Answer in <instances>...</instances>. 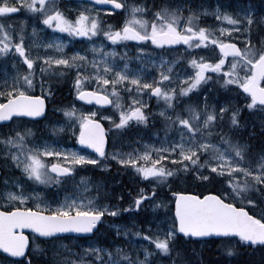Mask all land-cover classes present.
I'll return each instance as SVG.
<instances>
[{"label": "snow or ice", "instance_id": "obj_1", "mask_svg": "<svg viewBox=\"0 0 264 264\" xmlns=\"http://www.w3.org/2000/svg\"><path fill=\"white\" fill-rule=\"evenodd\" d=\"M22 12L25 18L17 22L14 16ZM106 13L121 19L109 23ZM207 14L217 26L201 25L200 16ZM258 24L264 26V16L254 17L251 6L233 15L220 4L195 10L188 0H0L2 253L20 258L13 264H35L49 252L51 264H93L85 255L95 264H156L161 256L168 264H178V258L187 264L182 243L197 238L219 240L218 249L229 258L240 254L238 245L264 249V32ZM45 29L83 38L87 47L67 53L68 40L39 39ZM106 41L113 46L106 48ZM129 42H136L132 48L141 67L117 63V57L130 59ZM165 52L175 54L169 59ZM148 65L155 66V74L146 72ZM64 80H70L78 101L115 110L98 115L74 102L55 109L64 119L50 124L49 131L74 138L81 150L38 137L27 126L46 119ZM212 89L223 91L214 97ZM145 96L164 106L153 112ZM158 118L164 130L159 147L143 141H135L142 150L115 147ZM101 120L109 122L107 129ZM109 137L111 151L106 150ZM110 160L150 187L129 190L130 201L122 206L124 197L116 195L111 202L106 185L87 176L77 180L81 167L107 170ZM10 168L19 169L20 176L8 175ZM189 177L193 189L172 191ZM62 182L74 191L49 196V186ZM163 188L171 194L158 199ZM143 212L152 214L143 229L109 222L123 213ZM106 230L116 237H142L153 247L115 240L110 242L114 247L97 240L84 247ZM65 240L76 241L81 253ZM76 255L80 258H69Z\"/></svg>", "mask_w": 264, "mask_h": 264}, {"label": "rangeland", "instance_id": "obj_2", "mask_svg": "<svg viewBox=\"0 0 264 264\" xmlns=\"http://www.w3.org/2000/svg\"><path fill=\"white\" fill-rule=\"evenodd\" d=\"M188 3L189 5L195 9V10H198V6L199 5H204L205 7H208L210 10L212 8H214L217 4H220L222 6H226V10L229 12V13H232L233 15H235L236 11L238 10H242L244 8H247L248 6H251V8L253 9V15L254 17H260V16H264V3H252V2H244V1H239V0H188ZM185 15H187V12L185 11L184 13ZM114 15V13H106L105 14V17L107 19V21L109 23H117L118 21H115L112 16ZM25 18V13H20V14H16L14 16V19L17 20V22L19 21V19H23ZM199 22L201 23V25H212V26H217L218 22L216 21L215 17L211 14H207V15H201L200 16V19H199ZM225 26L228 25V22L225 21L223 22ZM29 24H31V21H29ZM39 27V25H37ZM257 26H261L264 28V26L262 25H257ZM28 32L31 31V28L29 27L27 29ZM39 36V39L43 42H49V41H52L53 39L55 38H60V39H65V40H68L69 43L67 45V47L65 48V51L67 53H72L73 51H76V50H81L82 48H86L87 47V44H84L82 43L83 41V38H70L67 36L66 33H59V32H56V33H53L52 30L50 29H45L44 31L40 32L38 34ZM136 42H129V49H128V52H127V55L130 59H128L127 61H124L122 57H117L116 60H117V63L120 64L122 66V64L124 62H127L129 63V66L130 68L132 69H135V68H138V67H141V62L140 61H137L134 56H135V49L132 48V44H134ZM112 43L110 41H106V48L107 47H112ZM154 48V46H153ZM41 51H44L43 49H41ZM49 53L51 54L54 50H48ZM117 51L118 52H123L124 49L122 47H117ZM179 51L183 52V48H180ZM164 55L168 56L169 59L172 58V55L175 54V52L172 53V55H169V53L165 52L163 53ZM89 56H91V53H89ZM157 60L159 59V55H156L155 57ZM8 70L11 71V66L9 65L8 66ZM157 71V69L155 68L154 65H148L146 67V72L148 74H155V72ZM62 82H70V80H64ZM235 87V86H233ZM214 89L211 90V92H213ZM123 96H124V102L127 103L128 100H127V95L126 93L122 92L121 93ZM145 100L148 102V106H149V109H151L153 112H158L159 108L163 107V101H157L155 97H147L145 96L144 97ZM196 99V98H195ZM67 103L66 104H69V103H76V106L80 109H82L83 111L85 112H88V111H98V115H109V114H113L115 112V110L113 108H111V110H109V112H105V111H99L97 108H87L86 106L82 105V104H79L78 100L72 95L71 93V86H70V83H69V93H68V97H67ZM65 104V105H66ZM52 105L54 106V110L52 111V113L48 116V120L45 124L43 125H34V124H28L27 126L28 127H32L36 130V134L37 136H43L45 139H50V140H54L55 141H58L59 142V145L60 146H63V147H68V148H74L76 150H80L79 148H76V145H75V139L74 138H71L69 139L67 135H63V136H55V134L51 133L49 131V125L52 124V123H56V122H62L64 117H63V113L59 112V111H56L55 109H58L64 105L61 104L60 101L58 100H55L52 102ZM159 119V118H158ZM160 120V119H159ZM102 122H104L106 124V126L109 127V122L106 121V120H101ZM161 121V120H160ZM135 130V129H134ZM133 130L132 134H130L128 136V144H124V143H120L119 142L115 145L116 148H119L121 151H132L133 149L135 148H140L142 150L143 148V144L141 143H136L135 141H143L144 143H147V144H151V145H155L156 147H159L160 146V141H161V138L163 136H157L155 134H152V135H146L145 133H135V131ZM111 139V137H110ZM74 141V142H73ZM111 143H112V140H111ZM112 148H113V144H112ZM112 148L110 149V151L112 150ZM49 160L53 159L51 157L47 158ZM109 163L112 165L111 168L117 166L119 168H121L122 166L118 165L115 161H109ZM90 167H95L93 165H88ZM88 166L86 167H81L78 171V175H77V180L79 178V176H85L87 170H88ZM110 169H107L105 171H110ZM102 170V169H101ZM116 172V171H115ZM122 173V172H120ZM8 175L10 176H20V170L19 169H15V168H10L8 170ZM134 175V174H133ZM137 181L139 183H142L138 180V178H136ZM137 181H134L133 184H136ZM63 184V182L61 183V185ZM143 184V183H142ZM60 185V186H61ZM64 186H66L67 188V192L68 193H71L74 191V187L71 183H68V184H63ZM178 188H182L184 187V181H180L178 182V184L176 185ZM54 187H57L55 185H51L49 186V189H53ZM48 189V191H49ZM37 190L38 191H43L44 190V186L43 185H38L37 186ZM163 192V191H162ZM53 194V193H52ZM61 198L63 196V193L62 195H60ZM162 197V193L161 191H158V199ZM150 215L152 216V214L150 213ZM146 220H143V221H140L139 222V225H143L145 227V222ZM143 227V228H144ZM153 227H155V225L153 224ZM110 231V234L109 235H113L115 239H118V237L115 236V233L114 231L112 230H109ZM107 231V232H109ZM102 235V234H101ZM100 235V236H101ZM105 238L102 239L101 241L100 240H97L99 241L100 243H103L105 244V246H110V247H114V246H111V245H106L105 243ZM73 241V245H77V242L72 240ZM92 240L89 241V244H84V247H88L90 244H91ZM128 242V243H126ZM82 243V242H80ZM120 243L121 244H125V246H139L140 244H144L146 246L149 247V249L151 250V248L153 247L152 245L148 244L147 241L143 240L142 237H134V236H131V237H120ZM205 242H200L199 243V246L201 247ZM76 253L80 254L81 253V248L79 246H76ZM140 255H141V258H143V252H142V249L140 250ZM70 259H79L80 258V255H76V256H70L69 257ZM83 259L85 260H93V264H95L94 262V258L91 257V256H83ZM166 257H159L157 259V262L156 264H168V262L166 261ZM3 262H6V264H13V262H9L7 260H5L3 257H0V264H3Z\"/></svg>", "mask_w": 264, "mask_h": 264}, {"label": "trees", "instance_id": "obj_3", "mask_svg": "<svg viewBox=\"0 0 264 264\" xmlns=\"http://www.w3.org/2000/svg\"><path fill=\"white\" fill-rule=\"evenodd\" d=\"M261 32H264V30H261ZM69 83L70 82H61V86L59 87V89L57 91V95L55 96V99L53 101L58 100L61 102L62 105H65L67 103L66 101H67V97H68V93H69ZM222 91L223 90H220V91L214 90L211 93V95L214 97H218L222 94ZM36 94H39V90H37ZM193 100H195V97H193ZM52 102H50L48 104L49 115L54 110V106L52 105ZM153 127L160 129V130H163V123L160 120H156L155 125ZM144 129L145 128L143 126H139L134 131H135V133H142V131H144ZM244 135H246V133ZM110 147L112 148V143H110ZM115 170L118 173L117 174L115 172L116 175H119L120 172L126 171L127 176H125V175H122V177L118 176V178H121L119 187H117V180L114 181L113 185L116 186V188H118L120 193H121V191H123V189H125L126 195L124 193V197L130 198L128 195L129 191L127 192L128 188L127 187L123 188L122 186H124V184L127 183L126 182L127 178H134L133 176L130 175V173H132V172L129 170H126L122 167L121 168L116 167ZM2 171L4 174V169H2ZM140 182H142L144 184L139 183L137 181V183L135 185H133V187L131 188L132 192H134L138 186L139 187H145V188L150 187V185H148L147 182H143V181H140ZM130 183H131V181H130ZM121 184H122V186H121ZM177 184L173 185L172 191L181 190V189H185V188H187V189H193L194 188V182L191 180L190 177L184 181V187L178 188L176 186ZM133 188H135V189L133 190ZM52 190L53 189L49 190L50 195H51ZM158 191H161L162 196H164L166 193L168 195L171 194L167 188L159 189ZM58 193L61 195L60 192H58ZM140 215L138 217H140ZM158 218H162V217L159 216ZM104 237L107 239L105 242L106 245H109L110 244V242L108 240L109 235L107 234V232H105ZM36 242L41 243L42 246H44V247L47 246L44 241L37 240ZM64 242L68 243L69 247H75V250H76V246L72 244L73 243L72 240H65ZM219 244H220L219 240H213V241L205 242L201 247L199 246V242L196 240L195 241L192 240V241H189L186 243H182V254H183L182 259L184 261H186L187 264H225V262H227V264H264V249H260L258 247L254 248V249L253 248H245L243 246L238 245L237 247H238V251L240 254L237 256L229 258L226 256V254H221L220 250L217 247ZM111 246H113V245H111ZM61 255H69V254L65 253V252H61ZM51 257H52V254L49 252L48 255L45 256L43 259L36 260L35 264H44L45 260L49 261V264H51ZM179 260H180V258H178V264H179ZM166 261H168V260L166 259Z\"/></svg>", "mask_w": 264, "mask_h": 264}, {"label": "flooded vegetation", "instance_id": "obj_4", "mask_svg": "<svg viewBox=\"0 0 264 264\" xmlns=\"http://www.w3.org/2000/svg\"><path fill=\"white\" fill-rule=\"evenodd\" d=\"M246 2L264 3V1H261V0H251V1H246ZM114 18L116 19L117 17L114 16ZM112 170H113V168H111L110 171H105V170H101L100 168H98L96 166L95 167L88 166V170H87L85 176L90 177L95 182H99L101 184L106 185V190H107L109 196H111V194L109 193V188L112 186L114 181L118 179V175H116L115 172H111ZM119 185H120V181H119ZM120 194H122V191ZM111 202H114V200L112 199ZM124 205H126V201L122 202V206H124ZM140 214L123 213L121 215V217L113 218L109 222L110 223L124 224V225H127L129 228H131L132 231H136L137 227H139L141 229H143V227H144L143 225H139L140 221L149 220L152 218V216L150 215V212H143ZM139 215H140V217H138ZM141 217L143 218V220L140 219ZM134 225H135V227H134ZM106 231H109V230H106ZM102 234H105V232ZM120 237H122V236H120ZM120 237H118V239H115L116 243H118V244H121L120 243ZM99 239H100V234H97L96 237L90 238L89 241L99 240Z\"/></svg>", "mask_w": 264, "mask_h": 264}, {"label": "bare ground", "instance_id": "obj_5", "mask_svg": "<svg viewBox=\"0 0 264 264\" xmlns=\"http://www.w3.org/2000/svg\"><path fill=\"white\" fill-rule=\"evenodd\" d=\"M114 16H116L115 15V13H114V15L112 16V18L115 20V21H120V17H118V16H116L117 18L115 19L114 18ZM48 116H49V113H47V117H46V119H43V120H39V121H37L36 123H34V125H43V124H45L46 122H47V120H48ZM105 128L107 129L108 128V126H105ZM157 131H159V135L158 136H163L164 135V131L163 130H160V129H157V128H154V127H148V128H146V129H144V131H142V133H145L146 135H152V134H154V133H156ZM129 136V135H128ZM128 136L122 141V143H124V144H128V143H130V142H128ZM74 142V141H73ZM75 143V145H76V148H79L80 150L82 149L81 148V146H79L76 142H74ZM121 142H119V144H120ZM87 153H88V151H86ZM127 173H126V171H123L122 173H119V175L118 176H120V177H122V175H125V176H127L126 175ZM130 175L131 176H133L134 177V175L132 174V173H130ZM121 180V178H118L117 179V187H119V181ZM130 181H131V183H130ZM134 181H137V179L136 178H127L126 179V182L127 183H125L124 184V186H122V184H121V186L124 188V187H127L128 189H127V192L129 191V190H131V188L133 187V185H135V184H133V182ZM123 183V182H122ZM144 184V183H143ZM135 188H133V190H134ZM67 190V188H66V186H64L63 188H61L60 190H59V192L61 193V195H62V193H64V192H67L66 191ZM123 193L122 194H120V191L118 190V188H116V186H114L113 184H112V186L109 188V193L111 194V196L113 197V200H114V197L116 196V195H122L123 197H124V193H125V195H126V192H125V189H123V191H122ZM135 192V191H134ZM133 192V193H134ZM124 201H126V204L130 201V198H126V197H124ZM114 202H115V200H114ZM159 216H161V215H159L158 214V216H157V218L159 217ZM141 220H143V218L141 217L140 218ZM105 232H107V231H105ZM107 234L109 235L110 234V231L109 232H107ZM105 237H104V234H102L101 236H100V241L102 240V239H104ZM106 238H105V242H106ZM109 242H111V241H113V240H115L114 239V236L113 235H109ZM194 241H195V239H194ZM197 241V240H196ZM213 241V240H212ZM199 243L200 242H202V241H198ZM209 242V241H208ZM110 245H113V244H111L110 243ZM113 246H115V245H113ZM228 261V260H227ZM168 262V261H167Z\"/></svg>", "mask_w": 264, "mask_h": 264}, {"label": "water", "instance_id": "obj_6", "mask_svg": "<svg viewBox=\"0 0 264 264\" xmlns=\"http://www.w3.org/2000/svg\"><path fill=\"white\" fill-rule=\"evenodd\" d=\"M82 102H84V101H82ZM85 104H87V105H89V106H97V107H100V108H102V109H104V110H108V109H110V105H103V106H100V105H96L95 104V102H93L92 104H88L87 102H84ZM39 120H43V119H37V121H39ZM102 123V122H101ZM103 124V123H102ZM104 125V124H103ZM104 127H105V125H104ZM107 147H108V144H107V146H106V150H107ZM81 148L82 149H84V146H81ZM86 151H88V152H90V153H92V154H94V150H92V149H86ZM0 175H1V171H0ZM31 232V230H26V233H30ZM195 240H197V241H201V240H199V238H197V239H195ZM207 240H213L212 238H204L202 241H207ZM0 254H2V255H4L5 257H7V255L6 254H3L2 253V250H0ZM8 258V257H7ZM9 259V258H8ZM15 259H20V258H12L11 260H15Z\"/></svg>", "mask_w": 264, "mask_h": 264}]
</instances>
